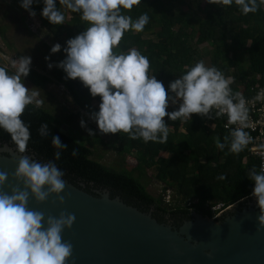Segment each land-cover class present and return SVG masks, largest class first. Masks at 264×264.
Instances as JSON below:
<instances>
[{
	"label": "trees",
	"instance_id": "trees-1",
	"mask_svg": "<svg viewBox=\"0 0 264 264\" xmlns=\"http://www.w3.org/2000/svg\"><path fill=\"white\" fill-rule=\"evenodd\" d=\"M198 1L141 0L130 12L122 10L133 20L147 13L149 23L140 33L126 32L116 51L127 53L131 48L138 49L150 61L149 74L155 75L168 90L171 81L197 61H204L199 45L205 43L211 47V59L204 61L205 65L217 67L225 77H233L235 82L230 85L232 90L247 95L246 89L256 82V77L260 75L264 78V4H260L257 12L243 15L234 0L231 6L209 4L207 0H201L204 1L201 6ZM56 3L65 15L66 22L61 25H53L41 16L43 0H34L31 8L41 17V25L47 33L59 39L61 50L50 53L51 48L44 45L47 49L44 51L45 57H49L47 63L39 64V67L30 66L29 75L24 78L39 88L52 83L65 86L75 105L91 114L99 110L100 97H92L78 78L65 79L66 73L62 69L47 67L49 62L55 65L63 60L66 56L63 51L66 41L88 26L80 19L79 13H72L60 6L59 0ZM66 13L70 15L69 20ZM0 30L5 37V30ZM8 47L13 48L11 44ZM246 58L248 69L243 67ZM0 66L6 67L1 62ZM170 95L174 96V93ZM179 103L169 105L167 111L178 109ZM67 112L60 119L42 106L36 107L35 103L28 105L21 117L30 125L28 150L42 161L53 160L56 149L51 139L52 136H58L68 146L55 163L65 173V177L76 184L85 183L86 190L90 192L108 188L112 196L119 195L127 203L142 210H153L160 221L177 225L185 219H191L194 212L214 217L216 212L212 207L222 204L225 208L251 196L254 181L247 177V173L253 166L260 171L258 159L250 152L249 145L239 154L230 153L227 145L223 150L216 147L215 138L219 137L223 143L229 131L223 128L225 119L215 117V110L212 119L192 114L187 123L170 121L166 116L164 120L169 127L166 144L133 140L123 132L105 134L113 139L118 157L109 165L94 157L98 146L109 144L103 134L84 120L87 128L95 133L89 136L85 128L73 124L81 114ZM44 123L49 126L47 136L39 132ZM64 125L68 133L63 131ZM0 141L14 145L10 134L3 129H0ZM73 149H78V155H71ZM162 153L168 155L163 156ZM128 156L136 160L135 166L130 169L125 166ZM148 170H152L163 181L165 190L173 188L176 198L172 202L168 203L161 194L156 196L148 190ZM220 175L226 179H218Z\"/></svg>",
	"mask_w": 264,
	"mask_h": 264
},
{
	"label": "clouds",
	"instance_id": "clouds-1",
	"mask_svg": "<svg viewBox=\"0 0 264 264\" xmlns=\"http://www.w3.org/2000/svg\"><path fill=\"white\" fill-rule=\"evenodd\" d=\"M33 3L34 0H20V6L35 17L31 8ZM140 3L141 0H59L60 6L79 13L88 26L66 41L65 58L55 65L49 62L47 67L62 69L66 73L65 79L78 78L92 97H100L99 110L90 114L100 134L123 132L133 140L166 144L169 137L166 116L170 121L187 123L192 114L212 119L215 110V117L226 115L229 125H238L224 136L223 143L219 137L215 138L216 147L223 150L227 145L230 153L242 152L253 142L251 134L245 131L250 127V109L243 94L230 87L235 82L233 77L226 78L217 67L206 66L200 60L171 81L166 90L163 82L149 74L147 56L136 48L127 53L116 51L126 32L140 33L149 23L147 13L133 20L122 12H130ZM207 3L231 6L233 0H207ZM234 3L243 15H248L257 12L264 0L259 3L258 0H234ZM43 5L41 16L51 24L66 22L56 0H43ZM60 50L61 45L56 43L50 53ZM30 66L31 57L27 55L12 60V72L0 66V129L10 134L11 142L20 154L28 151L31 139L30 125L21 117L28 105L35 103L40 107L43 104V100L37 99L40 94L37 88L26 87L22 82V78L29 75ZM261 98H264V92L255 100ZM178 100V109L167 111L169 101L176 104ZM80 126L89 136L95 135L83 119ZM39 132L47 136L48 123L42 124ZM51 143L56 149L53 160L40 162L28 155H20L11 173L17 183L10 186V193L0 191V264H67L73 258V245L62 239V232L72 227L75 214L61 211L58 216L45 215L43 211L28 207L30 198L43 203L52 194H55L56 202L64 203L65 198L60 193L66 186L65 173L55 161L68 145L58 136H52ZM257 151L264 153V143ZM71 155H78V149H73ZM247 177L254 181L251 195L260 209L259 231L264 229V166L259 172L253 166ZM8 178V172L0 171V187L8 182ZM218 179L226 177L220 175ZM234 206L232 203L231 208Z\"/></svg>",
	"mask_w": 264,
	"mask_h": 264
},
{
	"label": "water",
	"instance_id": "water-1",
	"mask_svg": "<svg viewBox=\"0 0 264 264\" xmlns=\"http://www.w3.org/2000/svg\"><path fill=\"white\" fill-rule=\"evenodd\" d=\"M20 155L47 162L33 151L20 154L15 145L0 141V171L9 173L0 191L10 193L17 183L11 173ZM63 179V204L52 194L43 203L30 198L28 207L45 215L75 214L72 227L62 232V239L73 245L67 264H264V229L257 231L260 209L252 195L223 218L194 212L177 225L112 196L108 188L90 192L85 183Z\"/></svg>",
	"mask_w": 264,
	"mask_h": 264
},
{
	"label": "rangeland",
	"instance_id": "rangeland-1",
	"mask_svg": "<svg viewBox=\"0 0 264 264\" xmlns=\"http://www.w3.org/2000/svg\"><path fill=\"white\" fill-rule=\"evenodd\" d=\"M198 4L203 6L204 1H198ZM67 11V10H66ZM67 14V20L70 19V15ZM41 17L35 15L32 17L29 12L20 6V0H0V29L5 30V37L0 33V62L8 67H11L12 60L18 59L19 54L27 55L31 57V66L39 67V64L45 65L47 63L45 59L44 51L47 49L44 45L50 48L59 43V39H56L52 35L47 33V30L41 25ZM1 31V30H0ZM8 44H11L13 48H9ZM202 59L208 62L211 59L209 52L211 47L203 43L199 45ZM49 54V53H48ZM48 57V55H47ZM247 59V58H246ZM243 67L248 69V59L244 61ZM14 71V69H13ZM232 72L234 70L232 69ZM227 78V77H226ZM22 82L26 87L37 88L39 91V96L37 99L43 100L42 107L52 114L56 115L60 119L66 116L67 111H72L73 114L80 113L81 117L77 118L73 124L80 125V120H86L91 126L98 129L95 121L90 119V114L81 111L74 103L73 99L67 88L63 85H58L57 83H52L47 85V87L39 88L31 84L25 78H22ZM177 102H180L179 100ZM97 106V102H95ZM170 106H173L171 102ZM67 108L69 110L65 111ZM63 131L68 133L67 126H63ZM84 134H87L84 132ZM107 145L98 146L95 150V158H99L101 162L106 165L111 164L114 160L118 159L115 153L114 145L112 144L113 139L110 136L103 134ZM163 156H167L168 153H162ZM136 160L133 156H128L125 162V166L130 169L135 166ZM146 181H148V190L159 196L160 194L164 197L166 202H172L175 197V192L173 188L164 189V183L162 180L158 179L152 170H148ZM176 198V197H175ZM222 206L217 205L212 207L216 212V216L221 215Z\"/></svg>",
	"mask_w": 264,
	"mask_h": 264
},
{
	"label": "built area",
	"instance_id": "built-area-1",
	"mask_svg": "<svg viewBox=\"0 0 264 264\" xmlns=\"http://www.w3.org/2000/svg\"><path fill=\"white\" fill-rule=\"evenodd\" d=\"M255 80L256 82L249 89H246L248 94L243 95L248 101V107L250 109V127L245 129V131H248L253 137V142L249 144V148L250 152L257 157L261 170L262 166H264V153L258 152L257 149L260 144L264 143V98L255 100V97L261 92H264V78L258 75ZM221 117L225 119L223 124L225 130L230 132V130L238 127V125H229L226 115ZM218 205L222 206V204Z\"/></svg>",
	"mask_w": 264,
	"mask_h": 264
},
{
	"label": "flooded vegetation",
	"instance_id": "flooded-vegetation-1",
	"mask_svg": "<svg viewBox=\"0 0 264 264\" xmlns=\"http://www.w3.org/2000/svg\"><path fill=\"white\" fill-rule=\"evenodd\" d=\"M252 200V198H246V199H244V200H242L241 202H239V203H234V207L233 208H231L230 209V206L232 205H229V206H227V207H225V208H222V211H221V217H225V215H227L228 213H229V211H231L232 209H241V207L242 206H244L246 203H248V202H250ZM230 209V210H229ZM171 222H172V220H170Z\"/></svg>",
	"mask_w": 264,
	"mask_h": 264
}]
</instances>
